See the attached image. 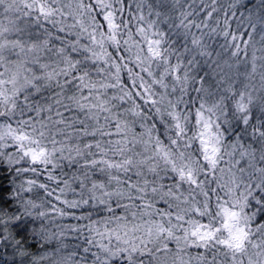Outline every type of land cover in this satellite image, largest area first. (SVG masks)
<instances>
[{"label":"snow or ice","instance_id":"obj_1","mask_svg":"<svg viewBox=\"0 0 264 264\" xmlns=\"http://www.w3.org/2000/svg\"><path fill=\"white\" fill-rule=\"evenodd\" d=\"M0 264H264V0H0Z\"/></svg>","mask_w":264,"mask_h":264}]
</instances>
